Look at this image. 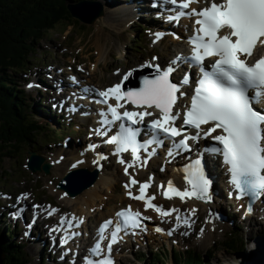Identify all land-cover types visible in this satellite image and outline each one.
Here are the masks:
<instances>
[{
    "label": "snow or ice",
    "instance_id": "snow-or-ice-1",
    "mask_svg": "<svg viewBox=\"0 0 264 264\" xmlns=\"http://www.w3.org/2000/svg\"><path fill=\"white\" fill-rule=\"evenodd\" d=\"M197 2L198 0H163L165 6L171 5L174 10V15L166 17L168 23H178L184 17H195L192 35L188 39L191 45L190 57L178 56L163 68L149 63L147 67L154 68L155 75L152 78L145 77L141 86L136 89L122 90V83L133 74L129 71L120 83L105 90L87 87L84 90L94 92V103L106 106V109L98 113L101 117L100 127L95 131L108 137L105 143L115 146L114 154L121 157L119 163L125 165V175H129V169L137 163L141 167L147 163L142 158V153L149 150L150 144L163 146L165 140H172L167 155L173 157L181 152L191 151L189 141L198 142L202 138H210L219 145L212 147L210 152L222 157L235 199H248L245 211V215H248L253 212V202L264 197V55L254 62L250 60L258 47H264V0H210L200 10L190 9V5ZM152 6L158 7L159 4L154 2ZM188 9L190 10L185 11ZM162 35L161 32L155 33L157 39ZM208 58L213 60L210 71H206L204 65ZM182 62L190 68L199 67L200 74L195 81L190 106H186L182 124L177 126L176 122L181 117L179 111H173L178 99L177 93L184 96L181 88L191 83L187 72L177 82L171 79ZM69 79L79 84L75 77ZM110 100L115 103H110ZM125 104L139 110H127ZM148 109L158 110L159 115L147 125L152 133L151 137L141 142L138 137L142 129L137 125L142 124L146 116H154ZM117 126L115 134L109 136L108 132ZM186 129H194L195 132L189 135ZM177 137L181 138L177 141ZM129 152L131 161H126L122 154ZM104 158L103 155L99 156V159ZM76 166L72 165L73 168ZM182 170L187 187L181 189L169 180L163 195L168 199L176 196L184 201L186 197H194L211 203L213 180L211 173L206 172V165L202 160H192ZM133 185L139 186V194L133 195L131 191L127 194L136 200H143L146 209H154L161 217H167L172 212L178 213V209L165 210L151 202L155 197L145 195L150 187L149 181L140 182L130 176L125 188L130 189ZM229 196H232V192H229ZM116 217L118 219L115 224L108 219L99 226L98 239L90 249V256L84 257V264H114L110 254L112 245L122 239L120 233L127 234L129 229L141 228L142 220L150 219L143 217L138 211H132L131 206L118 211ZM176 220L179 224L181 217L177 215ZM65 222L69 228L72 227L70 221L62 218L61 223ZM183 222L191 227L187 217ZM110 228L111 238L107 241V254H104L102 243L106 240V230ZM142 230L146 231V228ZM155 230L163 231L159 226ZM168 234L171 235L172 232L169 231ZM75 235L77 233L61 237L60 245L67 244Z\"/></svg>",
    "mask_w": 264,
    "mask_h": 264
},
{
    "label": "rangeland",
    "instance_id": "rangeland-1",
    "mask_svg": "<svg viewBox=\"0 0 264 264\" xmlns=\"http://www.w3.org/2000/svg\"><path fill=\"white\" fill-rule=\"evenodd\" d=\"M96 1L99 5L104 8V14L102 17L98 18L93 24L86 25L76 19H73L71 23L61 24L58 26V28L45 33L46 35H43L41 40L34 41V52L30 57L31 62L29 67H31L32 69L31 64L34 63L38 64L37 68L32 69V72H30L31 70L26 71L25 74H12V77L16 80L19 89L23 91V94L26 97V101H28V103L35 102L37 104H40V106L44 107L45 112L51 105H53V98L51 97V95H53V92L44 90L37 91V89L28 90L26 86L28 80L34 79L36 72L39 71L42 73L45 71L40 65V62H43V64L45 63V65L48 64L50 66L56 64L59 68L73 65L79 71L83 69V71L87 73L86 77L88 80H91L95 86L97 85L98 87L103 88V86H109L112 85L113 82H116L117 78L114 80L112 79V77H116L117 75L121 76L125 70L136 68L138 64L142 63V60L150 58V56L154 54V52L149 51L151 50V46L154 45L155 41L153 39L155 37L153 35L155 33L153 35H148V31L146 30L151 29L148 28L150 25H154V23L152 22V16L145 15L142 17L141 14L136 16L128 15L124 18L118 16L109 20L107 19V11H110L112 9H109L103 0ZM115 1L118 2V0ZM123 5L121 3V5L117 7V9L123 13H128L126 11L127 5ZM120 19L125 21H121ZM69 24H71V26H69ZM99 25L103 30L98 28ZM138 26H140L142 29L139 33H136V31H138ZM97 28L99 37L97 34ZM141 31H143V33ZM137 35L140 36V41H137L135 39V36ZM135 42H139V46L141 49L136 48ZM163 43L164 45L160 48V50L164 49L166 44L170 46V49L172 48L171 46H173V42L171 43L168 38L167 40L163 41ZM104 51L105 58L102 59L101 54ZM108 51L109 53L107 54ZM99 58L101 59L100 63L98 62ZM107 58L108 60H106ZM95 65L97 67L100 65V67L97 68L98 70L96 71V75H92L90 74V69ZM117 69L119 70L117 71ZM58 74H60L59 71ZM19 76L21 77L20 82L18 79ZM58 78L59 77H52L53 83H55L56 81L59 83ZM62 78H65L64 82H67L66 77ZM56 95L58 96V94ZM44 96H47V99H44ZM63 96V93L59 94L56 99V102L54 103L55 106ZM43 100L45 101L43 102ZM40 101H42L43 103ZM41 111L42 109L39 108L35 110H29L31 117L38 121L43 127H45V129L40 131V133L35 136L36 139L34 141L33 146L26 145L24 147L20 156L14 158L7 157L4 159V162L0 166V191L13 194L12 199H14L15 195H18L20 193L30 192L34 194V202H36V204L43 205V207H45L47 203H51L50 208L52 206L57 207L60 209L61 213L72 212L74 210L77 211V208H80L79 204L68 203L65 200L66 198L62 196V193L64 194L65 191H60L57 189V185L59 184V182L68 174L69 170L71 169V167L69 168V164H64L63 160L59 161L60 165H54L51 169L50 174L46 175L44 171H39L36 174L32 173L31 170H29L28 162L30 157V151H35L38 153V155L43 157L45 160L44 163H51L53 161H56L54 159H58L60 155H62V157L65 156V159L69 160V157L76 151V147H78V141H82V127L80 126V124L75 125L74 123H72V129L66 133L68 135H71L70 142L73 148L68 149L69 146L66 148H60V143H53V148L50 149L47 147L48 144L53 142L49 136L51 132L50 130L60 129L61 127H59L57 123L55 124L53 120H51L48 116L45 115L44 112ZM62 112L67 113V111L65 110H63ZM64 122L68 123L69 121L65 120ZM58 155L59 157H57ZM89 158L92 159L91 157ZM105 169L108 172L113 173L114 171H116L117 166L113 167L111 163L107 167L105 166ZM119 182V185L115 186V188H117V191H113L111 195L107 194L105 191V197L107 199H109L110 196H113L112 200L119 199L121 195L119 196L115 194H121L124 190L121 180ZM217 186L220 189V183ZM85 193H83L82 196ZM225 194L228 195L227 193ZM122 203L117 202L114 210L121 206H127L125 203L122 205ZM230 204L232 203L230 201H227L226 204L222 205L223 209L225 208V211L223 212L230 216L228 217L229 221L227 223L221 224V220L218 219L219 224L221 225L217 226L216 228L214 227L216 229L215 232H213L212 228L210 229V227L208 226L207 230L203 233L201 237L196 236L195 238L184 241L177 240L176 246L174 245L173 241V243L171 241H162L163 239L159 236V240H151L153 242L152 246H148L149 244L146 245L145 242L141 244V250L136 252L137 248H135V252H133V254L129 252L126 257H120L119 259L123 258L121 264H149L150 261H153L155 259V254H159L164 260H166L167 264H173L169 256V252L173 250L176 251L175 253L178 259H180L179 254H183V256L187 257H189V255L191 254L194 258L195 256H200L201 254H204L210 248H212L211 256H213V258H210L208 264H214V260L222 261L221 259L217 258L220 255H224L225 257H228L227 259H229L226 262H223L224 264H237V262H239V260H236L237 257H241L240 259H243V253H247V251H249V244L252 241L258 239L259 242H261L264 240V235H260L262 231H264V226L262 224L257 225L255 219H252L251 222L242 220L240 213L236 212V210L232 211L229 209ZM111 206H113L111 201L105 200V208L101 210V212L95 213V219L99 218V216H101L103 213H106ZM217 207L214 209V212H220L219 207ZM205 210V212L207 213L208 209L205 208ZM0 211H2L1 206ZM200 212L201 213L199 215L198 220L200 219L201 215H204L202 210ZM31 218L33 217L30 214V220ZM95 221L97 220H91L90 223L92 226ZM250 226L252 227V229H250ZM0 227L1 229L5 228V224L1 218ZM10 227L11 229H13V223L10 224ZM42 229L43 223H41L39 226L33 227L32 233H38ZM236 230H238L237 239H240L237 242H240V244H242L244 251L240 254L237 252L228 254L227 251L222 250L221 245L226 244L225 242L229 240L232 235H234ZM252 233L257 236L254 240L250 241L249 237L250 235H252ZM205 234L207 235L205 236ZM3 235L7 237L6 233H3ZM43 238L46 237L44 236ZM54 239L55 238H53V240ZM246 239L248 241H246ZM12 240L15 243L17 242L18 244H20L21 240L23 241V251L26 253L27 258L29 259L31 264H40V257L43 256L47 259V255H50V261L48 262L47 260H45V264H53V253H50L49 248H46L44 250V245L32 241L30 238H26L25 236L21 237V235H19L18 237H12ZM5 241L7 244L11 240L9 238L5 239ZM58 244L60 245V243ZM251 254L252 253H249V255ZM142 255H144L146 259L145 261L144 258L141 259ZM256 257L264 258V248H259L256 251ZM62 258L63 255L60 253L56 264H63L61 262ZM248 258L249 257L245 259ZM255 263L264 264V261H256Z\"/></svg>",
    "mask_w": 264,
    "mask_h": 264
},
{
    "label": "trees",
    "instance_id": "trees-1",
    "mask_svg": "<svg viewBox=\"0 0 264 264\" xmlns=\"http://www.w3.org/2000/svg\"><path fill=\"white\" fill-rule=\"evenodd\" d=\"M82 1L85 0H0V166L5 158L20 156L26 145L33 146L35 136L45 129L29 112L30 109H40V104L26 101L12 74L24 73L29 69L34 41L41 40L45 33L58 28L61 24L71 23L73 18L67 10V4ZM141 29L138 26L136 33ZM135 39L140 41V36H135ZM135 45L137 49H141L139 42H135ZM65 135V130L60 128L56 131V140L64 138ZM49 136L53 140L51 132ZM5 232L7 237L3 235ZM237 232L238 230L225 242L226 244L221 245L222 250L228 254L236 252L240 254L244 251L242 244L237 242ZM13 233L14 230L11 228L6 230L0 227V247L5 259L3 264H31L23 251L24 245L12 240ZM256 236L252 233L250 241ZM9 238L11 241L6 244L5 239ZM250 246L253 255H256V251L263 245L254 241ZM175 252L173 251L171 255L173 264H208L211 258L209 251L194 258L191 254L189 257L179 254L180 259ZM143 258L145 261L144 255L141 259ZM42 263L43 260L40 259V264ZM149 264L167 262L159 254H155V259Z\"/></svg>",
    "mask_w": 264,
    "mask_h": 264
},
{
    "label": "bare ground",
    "instance_id": "bare-ground-1",
    "mask_svg": "<svg viewBox=\"0 0 264 264\" xmlns=\"http://www.w3.org/2000/svg\"><path fill=\"white\" fill-rule=\"evenodd\" d=\"M106 5L108 6L109 9H112L110 11H107L108 12V17L107 19L111 20L115 17H118L120 16L121 18H124L128 15H133V16H136V15H140L139 11L137 10V8L135 7V5H127L126 6V11L128 13H123L121 12L120 10L117 9L118 6L121 5V3L117 4V2L115 0H103ZM137 2V0H136ZM145 3V1H142V3ZM106 19V20H107ZM121 20V19H120ZM108 21V20H107ZM121 21H125V20H121ZM165 23V22H164ZM188 24H190V21L189 20H185L183 25H182V29L180 30V32L182 34H186V32L188 31ZM169 27V25H162L159 27L160 31L161 30H164L165 27ZM101 30H103L101 28V26L99 25V27ZM98 28H97V34H98V37H99V33H98ZM155 36V34H154ZM98 39V38H97ZM173 42V46H171L172 48L170 49V46L166 44L165 48L164 49H161L160 48L164 45L163 42H160L158 45L156 46H151V50L149 52H154V55H156V57L159 58V61L161 63H166L168 61H171L172 58H176L180 53H181V50H184L185 47H186V44L184 43L183 40H181L180 42H176V41H172ZM159 49V50H157ZM157 51V52H156ZM172 51V53H171ZM180 51V52H179ZM109 53V51L107 52V54ZM159 53V54H158ZM153 55V54H152ZM101 58H105V51L102 52L101 54ZM150 58H146L144 60H148L149 61ZM108 60V58L106 59ZM143 61V60H142ZM98 62L100 63L101 62V59L99 58L98 59ZM150 63L154 64L155 62H151L149 61ZM141 65V63H140ZM139 66V65H138ZM100 67V65L98 66ZM96 65L93 66L91 69H90V74L92 75H96V71L98 70V68ZM134 69V68H132ZM126 71V70H125ZM124 71V72H125ZM123 72V73H124ZM121 73H122V70H121ZM120 73V74H121ZM177 75V76H176ZM84 78H86L87 83H83L84 86H94V83L91 81V80H88L87 79V73L84 74ZM173 78H174V82H177L181 79V75H180V72L178 71L177 73H174L172 74ZM21 77H19V82L21 81L20 80ZM59 78H62V77H59ZM117 78V79H116ZM112 79H116V82H118L120 79H121V76L117 75L116 77H112ZM59 81V85H60V80ZM70 83H73V81H71ZM58 85V86H59ZM97 86V85H96ZM98 87V86H97ZM108 86H103L102 87H99L100 89H104ZM64 90L62 92H58V94H64V96H68L70 94L73 95V103L72 101L71 102H68L67 103V106L69 105H72V104H75L76 102L75 101H79V98L76 93V91L74 90H71L68 88V84L67 82H64V86H63ZM91 88V87H90ZM85 94V93H84ZM81 97V96H80ZM61 98V97H60ZM75 102V103H74ZM185 101L183 100H179L178 102H176L175 106L174 107H180L182 104H184ZM127 106H129L130 108L134 109L130 104H128ZM84 106H80L79 108H83ZM73 107H70L68 109H63L67 112H69ZM153 111H156L158 112V110L156 109H153ZM86 113V111H83L81 113V116H84V114ZM71 115V114H70ZM84 122H88V120H82ZM85 139V138H84ZM156 148H158V150H161L159 148V145L156 146ZM68 149H71V148H68ZM67 154V153H66ZM60 155V154H59ZM59 155L57 157H59ZM94 157H91L92 159H90L89 157L91 156L90 153H82V154H77V151H75L70 157H69V160H64V164H69V168L71 167V169L69 170V172H72L74 170H78V169H88V170H91L94 169L95 167L93 166V161H95L97 159V154L96 153H93ZM148 156H151V155H148ZM57 159V158H56ZM54 159V160H56ZM100 160V159H99ZM77 161H79V163H77ZM101 161V160H100ZM157 161H160L162 162V157L161 158H155L153 159L152 161V164L151 166L149 167V170H152L154 171L155 169V164ZM215 161V160H213ZM102 162H105V163H102L103 167H102V172L99 174V177L98 179L96 180L95 184L90 187L89 189L85 190L83 193H85L83 196L82 194H79V195H76V196H70V195H65L62 193V196L65 197L66 201L68 203H78L80 208H77V211H72L71 215H76L77 218H81V219H86V227L85 228H88V229H92L93 226L91 225V220L94 219V220H97L95 222L99 223V222H102L103 220L107 219V218H112L114 213L119 209V208H128L129 206H131V209L133 210H136L137 207L139 206L138 203H134L133 201L129 200L127 198V193L125 190H123V192L120 194V193H117L115 195H121L119 197V199L123 202H121L119 199L118 200H112V197L113 196H110L109 199H107L105 197V191L107 194L111 195L113 193V191H117V188H115V186H118L119 185V181L121 180V182H127L129 180V177L131 176L132 178L134 177H138L139 174L138 172L140 170H143L138 164H136L129 172V175L125 176L122 172H123V166H119V165H114V167L117 166V169L116 171H114L113 173H110L108 172L106 169H105V165L108 166L112 163V160H106V161H102ZM73 164H76L77 166L75 168H73L71 165ZM68 166V165H67ZM108 169V168H107ZM174 169H177V168H174V166H171L169 168L170 170V173H167V176L163 179L161 178L162 180L165 181V179H173L174 182H177V178H178V175L177 173L175 172ZM72 170V171H71ZM110 170V169H109ZM68 172V173H69ZM158 176L157 174L155 173H150V175H148V177L146 178H143V181H148V179H151L152 177L154 179H158ZM162 176V175H161ZM221 176H218L215 180H213V190H215V194H216V198L217 200L219 201L218 203V207L219 205L222 207V205L226 204L227 199H222L221 198V195H220V192H219V189L217 188V184L218 182L219 183H222L221 182ZM52 187V186H51ZM60 191H63V190H60ZM136 192V190L134 191ZM81 196V197H80ZM79 197V198H78ZM105 200H109L111 201V203L113 204V206H111L109 208V210H107L106 213H103L101 216H99V218H96L95 219V213L96 212H101V210H103L105 208ZM119 202V203H122V205L125 203L127 204L126 207L124 206H121L117 209L114 210L115 206H116V203ZM171 205L173 206H182V205H185L184 203H186L188 205V207L190 208V211L191 212H196V213H199V208L201 205H203L202 203L198 202V201H195L193 199H190V198H185L184 201H181L179 199V197H176V196H173L171 198ZM216 204V202L214 203ZM229 204V203H228ZM241 206H243V209H244V205H242L241 203H239ZM217 207V208H218ZM206 209H210L209 206H205ZM249 216V215H247ZM155 220H158L159 218L157 217H154ZM218 222L216 223H219V220L216 219ZM214 227L216 228L217 225H214ZM88 229H86V231L89 233ZM38 230V229H37ZM72 231H74L75 233H80V234H83L84 231L80 228V227H77L75 229H72ZM159 233H157L156 231H153L152 234H150V238H152L151 240H159V236H157ZM46 238H48L47 236H45ZM86 237V234H83V236L81 238H79L76 243H75V246H79V249L81 252H84L85 250V244H86V241L89 240V238H85ZM52 238H55V237H52ZM162 238V237H160ZM49 239V238H48ZM37 240H39V238H37ZM255 242H259V240H255ZM253 243V242H252ZM262 245L261 248L264 247V241H261ZM259 244V243H258ZM122 245H120L118 248H120ZM258 246V245H257ZM126 247H124L123 249H126ZM249 253H252L251 255H249ZM116 258L118 259L119 256H117V254L115 255ZM233 256V255H232ZM249 257L248 259H245ZM260 257V256H259ZM256 257V255H253V251L251 250V246L249 247V251L247 252V254L244 255L243 259H240L241 257H237L236 260L239 259V262H237V264H262V263H255L256 261L258 262H263L264 261V258L261 257ZM217 258L221 259L223 262H226L228 257H225L224 255H220L218 256ZM245 259V260H244ZM169 262V261H168ZM236 262V261H235ZM227 264V263H226Z\"/></svg>",
    "mask_w": 264,
    "mask_h": 264
},
{
    "label": "water",
    "instance_id": "water-1",
    "mask_svg": "<svg viewBox=\"0 0 264 264\" xmlns=\"http://www.w3.org/2000/svg\"><path fill=\"white\" fill-rule=\"evenodd\" d=\"M67 10L70 13L73 19L78 20L79 22L91 25L98 18L102 17L104 14V8L95 1H82L78 3L69 2L67 4ZM155 75V72L142 70L136 71L131 78L132 89L139 88L142 82L139 81L140 78L144 79L145 77L152 78ZM139 81V82H138ZM29 170L32 173L36 174L39 171H44L46 175H49L51 172L52 166L44 163V158L39 156L37 152H29ZM98 174L96 172H90L87 169H79L69 173L64 179L60 181L57 188L59 190H64L70 196H76L82 194L85 190L92 187L96 180ZM4 255L0 247V264L4 262Z\"/></svg>",
    "mask_w": 264,
    "mask_h": 264
}]
</instances>
